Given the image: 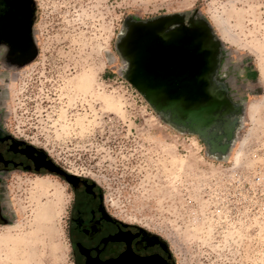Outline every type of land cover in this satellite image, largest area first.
<instances>
[{
  "label": "rangeland",
  "instance_id": "obj_1",
  "mask_svg": "<svg viewBox=\"0 0 264 264\" xmlns=\"http://www.w3.org/2000/svg\"><path fill=\"white\" fill-rule=\"evenodd\" d=\"M32 3L0 126L60 174L6 173L0 264H78L66 176L174 264H264V0Z\"/></svg>",
  "mask_w": 264,
  "mask_h": 264
},
{
  "label": "flooded vegetation",
  "instance_id": "obj_2",
  "mask_svg": "<svg viewBox=\"0 0 264 264\" xmlns=\"http://www.w3.org/2000/svg\"><path fill=\"white\" fill-rule=\"evenodd\" d=\"M33 14L32 0H0L2 57L13 61L31 50L28 35ZM11 170L56 173L38 151L15 140L0 126V186ZM70 185L76 198H82L76 201L72 218L78 264H174L159 240L114 220L93 185L82 180Z\"/></svg>",
  "mask_w": 264,
  "mask_h": 264
},
{
  "label": "bare ground",
  "instance_id": "obj_3",
  "mask_svg": "<svg viewBox=\"0 0 264 264\" xmlns=\"http://www.w3.org/2000/svg\"><path fill=\"white\" fill-rule=\"evenodd\" d=\"M216 24H217V29L219 30L220 34L223 35V36H227L228 35V30L226 28V25L224 24V21H223V23L217 22Z\"/></svg>",
  "mask_w": 264,
  "mask_h": 264
},
{
  "label": "water",
  "instance_id": "obj_4",
  "mask_svg": "<svg viewBox=\"0 0 264 264\" xmlns=\"http://www.w3.org/2000/svg\"><path fill=\"white\" fill-rule=\"evenodd\" d=\"M49 163H50V162H49ZM50 165H51L53 171H56V173L60 174V171L58 170V168H56L52 163H50ZM61 174H62V173H61ZM72 179H73V177H67V176H66V180H67V182L72 183V181H71Z\"/></svg>",
  "mask_w": 264,
  "mask_h": 264
}]
</instances>
